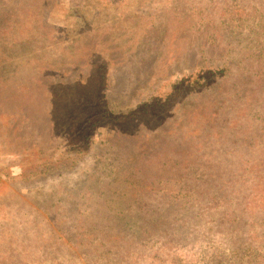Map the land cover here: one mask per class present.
Returning a JSON list of instances; mask_svg holds the SVG:
<instances>
[{"label":"rangeland","instance_id":"1","mask_svg":"<svg viewBox=\"0 0 264 264\" xmlns=\"http://www.w3.org/2000/svg\"><path fill=\"white\" fill-rule=\"evenodd\" d=\"M227 60L140 126L102 122L76 168L0 180V264H264V0H0V165L62 141L52 96L96 61L126 113Z\"/></svg>","mask_w":264,"mask_h":264},{"label":"trees","instance_id":"2","mask_svg":"<svg viewBox=\"0 0 264 264\" xmlns=\"http://www.w3.org/2000/svg\"><path fill=\"white\" fill-rule=\"evenodd\" d=\"M96 62L89 76L78 79L71 88L72 98L64 94L69 88L63 84L58 87L60 91L56 90L52 96L54 110L67 122L66 135L62 141L51 149L29 144L18 158L0 165V180L31 182L74 169L94 147L102 122L109 120L123 128L140 126L147 116L163 114L182 95L204 88L211 81L228 76L230 72L228 60L215 65L196 66L189 73H178L167 78L146 99L123 113L109 108L105 97L107 66L105 61ZM81 92L84 94L81 95ZM87 94L95 98L89 104L80 100L86 98ZM251 178L246 177L249 180Z\"/></svg>","mask_w":264,"mask_h":264}]
</instances>
